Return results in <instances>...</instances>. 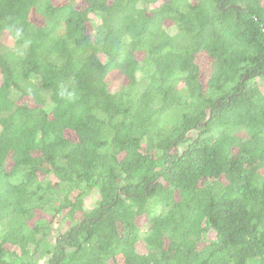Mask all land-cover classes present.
Wrapping results in <instances>:
<instances>
[{
  "label": "trees",
  "instance_id": "1",
  "mask_svg": "<svg viewBox=\"0 0 264 264\" xmlns=\"http://www.w3.org/2000/svg\"><path fill=\"white\" fill-rule=\"evenodd\" d=\"M0 264H264V0H0Z\"/></svg>",
  "mask_w": 264,
  "mask_h": 264
},
{
  "label": "rangeland",
  "instance_id": "2",
  "mask_svg": "<svg viewBox=\"0 0 264 264\" xmlns=\"http://www.w3.org/2000/svg\"><path fill=\"white\" fill-rule=\"evenodd\" d=\"M4 44L5 45L8 44V40L7 39L5 40ZM198 63H199L200 68H201V70L203 72L202 81L205 83V81L207 80L208 75H209L208 72L210 70L209 60L204 55H200L199 58H198ZM108 80L111 81V84L113 85L114 88L117 85L125 82L124 77H122L121 74L118 73V72H115V73L109 75ZM67 136L68 137L70 136L71 138H75L74 134L67 133ZM96 200H97V195H92V196L88 197L87 200H86V204H87L88 208L92 207ZM143 222L144 221H141V224H143Z\"/></svg>",
  "mask_w": 264,
  "mask_h": 264
},
{
  "label": "clouds",
  "instance_id": "3",
  "mask_svg": "<svg viewBox=\"0 0 264 264\" xmlns=\"http://www.w3.org/2000/svg\"><path fill=\"white\" fill-rule=\"evenodd\" d=\"M61 95H64V93H63V92H61Z\"/></svg>",
  "mask_w": 264,
  "mask_h": 264
}]
</instances>
